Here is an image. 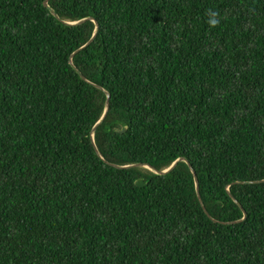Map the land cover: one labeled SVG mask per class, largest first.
I'll use <instances>...</instances> for the list:
<instances>
[{
    "label": "trees",
    "instance_id": "1",
    "mask_svg": "<svg viewBox=\"0 0 264 264\" xmlns=\"http://www.w3.org/2000/svg\"><path fill=\"white\" fill-rule=\"evenodd\" d=\"M0 264H264V0H0Z\"/></svg>",
    "mask_w": 264,
    "mask_h": 264
},
{
    "label": "water",
    "instance_id": "2",
    "mask_svg": "<svg viewBox=\"0 0 264 264\" xmlns=\"http://www.w3.org/2000/svg\"><path fill=\"white\" fill-rule=\"evenodd\" d=\"M45 6L48 8V9H50V11L58 18V16L54 13V11L52 10V8H50V6H49V4H48V1H46L45 2ZM83 21H81V22H79V23H76V24H80V23H82ZM74 25V24H73ZM93 41V40H92ZM91 41V42H92ZM90 42V43H91ZM74 56V55H73ZM78 73L80 74V76L83 78V79H85L84 78V76L81 74V72L80 71H78ZM96 87H98L100 90H102V91H105L102 87H99V86H97V85H95ZM106 92V91H105ZM106 94H107V110H109V108H110V100H111V94L109 93V92H106ZM105 117L106 116H104L103 117V119L97 124V126L94 128V130H93V132H92V139L94 140V135H95V132H96V130H97V128L103 123V121H104V119H105ZM126 130L127 129H125L124 131H123V133H125L126 132ZM97 154L100 156V157H102L101 156V154H100V152L97 150ZM180 162H185V163H187L188 165H189V167H190V169H191V171H192V173H193V175H194V178H195V182H196V190H197V193H198V198H199V201H200V203H201V206L203 207V209L205 210V212H206V214L210 217V215H209V213H208V211L206 210V208H205V206H204V203H203V200H202V197H201V195H200V192H199V182H198V177H197V175H196V172L194 171V169H193V167L191 166V164L189 163V161L188 160H186V159H178L168 170H166V171H157V170H155L153 167H151V166H149V165H143V164H137V165H131V166H127V167H119V166H116V165H114L116 168H121V169H132V168H147V169H149V170H151V171H153V172H155L157 175H160V176H164V175H167V174H169L177 165H178V163H180ZM244 183H246V182H244ZM247 183H254V182H247ZM136 185L138 186V187H140V188H143V187H145L146 186V184L144 183V180L143 179H139V180H137V182H136ZM237 204H238V202L237 201H235ZM240 206V205H239ZM241 207V206H240ZM215 221V220H214ZM216 222V221H215Z\"/></svg>",
    "mask_w": 264,
    "mask_h": 264
},
{
    "label": "clouds",
    "instance_id": "3",
    "mask_svg": "<svg viewBox=\"0 0 264 264\" xmlns=\"http://www.w3.org/2000/svg\"><path fill=\"white\" fill-rule=\"evenodd\" d=\"M217 15H218V13L215 12V11H211V12H210V16L212 17V19L209 20V23H210V25H212L213 27L216 26V25L219 23V21H218L217 19H215V17H216Z\"/></svg>",
    "mask_w": 264,
    "mask_h": 264
}]
</instances>
